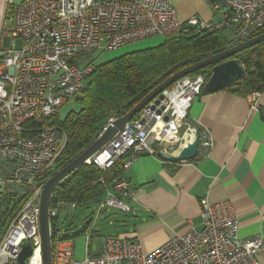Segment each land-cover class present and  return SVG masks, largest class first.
Listing matches in <instances>:
<instances>
[{
	"label": "built area",
	"instance_id": "1",
	"mask_svg": "<svg viewBox=\"0 0 264 264\" xmlns=\"http://www.w3.org/2000/svg\"><path fill=\"white\" fill-rule=\"evenodd\" d=\"M6 1L9 27L3 37L10 40L9 47L3 49L0 40V264H19L24 247L31 250L24 264H42L39 202L44 185L57 172L64 147V136L52 120L81 93L99 55L191 32L230 31V47L237 46L264 34V0H216L210 3L215 22L196 17L181 22L169 0ZM206 82L203 75H189L173 83L85 165L105 172L125 157L124 172L140 156L164 154L163 144L169 151L179 150L195 131L198 150L207 155L213 145L209 131L187 121ZM255 94L248 97L252 105ZM122 116L107 118L95 140ZM103 193L93 222L83 231L87 242L83 262L74 261L72 244L61 240L65 219L59 212L72 213L76 203L51 202L52 264H260L261 238L241 240L230 204L211 205L206 200L200 201L199 229L190 226L151 253H143L137 239L108 237L100 253L90 255L88 247L100 214L109 209L129 213L127 201L135 190L122 174Z\"/></svg>",
	"mask_w": 264,
	"mask_h": 264
},
{
	"label": "crops",
	"instance_id": "2",
	"mask_svg": "<svg viewBox=\"0 0 264 264\" xmlns=\"http://www.w3.org/2000/svg\"><path fill=\"white\" fill-rule=\"evenodd\" d=\"M21 1L9 0L11 4ZM6 2L0 0L1 41L9 27ZM169 2L181 22L190 17L217 21L208 0ZM157 43L139 42L124 47L121 52L149 48ZM248 97L237 96L229 90L215 93L203 90L193 101L187 121L197 123L200 130L209 131L213 145L207 155L198 150L194 160L177 164L163 161L157 155H144L123 172L135 194L127 201L131 208L127 214L131 219L128 223L123 222L126 230L118 237L137 239L141 251L151 253L175 235L185 233L190 226L200 228L201 200L211 205L228 202L238 218L240 239L261 238L262 249L257 259L264 264V92L253 95L254 105ZM176 151L177 148L170 151L168 148L164 153L172 155ZM103 199L104 193L90 207ZM113 211L116 210L109 209L104 213L111 216ZM70 214L64 210L59 212L65 221ZM64 228L61 237L78 235L68 233ZM86 228L87 225L83 229ZM94 233L88 247V253L93 256L100 253L105 239L93 247Z\"/></svg>",
	"mask_w": 264,
	"mask_h": 264
},
{
	"label": "trees",
	"instance_id": "3",
	"mask_svg": "<svg viewBox=\"0 0 264 264\" xmlns=\"http://www.w3.org/2000/svg\"><path fill=\"white\" fill-rule=\"evenodd\" d=\"M208 1L210 4L216 0ZM227 32L176 34L161 39L152 47L120 53L104 63H97L88 82L76 96L75 107L62 117L57 114L52 120L64 136L56 170L67 166L92 144L112 114L125 115L172 74L229 48L231 40L227 38ZM231 59L244 69L245 76L223 90L241 97L263 93L264 42ZM212 68L206 67L192 76L203 75L208 80ZM124 160L125 157L121 158L105 172L94 165H82L56 188L53 202L89 207L101 199L105 187L110 186L114 178L123 174ZM100 179L103 183L99 182ZM69 238L66 235L61 240Z\"/></svg>",
	"mask_w": 264,
	"mask_h": 264
},
{
	"label": "water",
	"instance_id": "4",
	"mask_svg": "<svg viewBox=\"0 0 264 264\" xmlns=\"http://www.w3.org/2000/svg\"><path fill=\"white\" fill-rule=\"evenodd\" d=\"M264 42V34L256 36L244 43L233 46L210 56L202 61L193 65L183 68L180 71L172 74L156 88H154L147 96H145L139 103H137L129 112L124 116L117 119L114 127L107 129L100 138L90 144L83 152H81L74 160L67 166L58 170L44 185L39 202V231L41 238V258L42 264H52V246L49 234V215L48 210L52 201V196L56 188L72 173H74L85 161L90 159L101 147H103L116 133L121 130L123 126L130 122L150 101L158 97L161 99V93L168 89L173 83L179 79L192 75L206 67L213 66L211 76L207 80L204 91L208 93H215L221 91L228 86L236 83L245 76L244 69L235 61L230 60L233 56L250 49L251 47ZM163 148L168 149L166 144L162 145ZM198 150V131H195L191 140L186 142L176 154L164 155L161 152L157 156L166 162L177 164L180 162H189L195 159ZM31 254L29 247H24L18 258L19 264H24Z\"/></svg>",
	"mask_w": 264,
	"mask_h": 264
},
{
	"label": "rangeland",
	"instance_id": "5",
	"mask_svg": "<svg viewBox=\"0 0 264 264\" xmlns=\"http://www.w3.org/2000/svg\"><path fill=\"white\" fill-rule=\"evenodd\" d=\"M6 26V24H5ZM228 38L232 39V33L230 31L227 32ZM149 41H156L159 42L161 39L159 38H152L149 40H144V42ZM10 40L8 38L2 39V47L3 49H7L9 47ZM129 47V46H127ZM126 48V47H125ZM124 49V48H122ZM118 50L116 52H108L99 55L98 59L96 60L97 63H104L107 60L116 57L119 55L121 50ZM89 80V79H88ZM86 81V83L88 82ZM85 83V85H86ZM75 99L76 97H73L69 99L59 110V115L62 117L66 115L67 112H69L71 109L75 107ZM96 206V205H95ZM95 206H79L75 211H73L69 218L66 219L64 224V230L68 233H76L78 235L71 237L70 240H68L73 247V260L76 262H83L86 258V236L84 233H80V231L86 226V223L91 221L93 222L95 213L94 208ZM107 213H104V211L100 214L99 220L94 224V235L92 237V242L94 244L93 247H97V244H99L100 240L106 237H118L117 235L122 233L124 230H126V227L124 226L123 222H129L131 219L130 214L122 213L119 211H113L111 216H107ZM91 226V224H90Z\"/></svg>",
	"mask_w": 264,
	"mask_h": 264
},
{
	"label": "bare ground",
	"instance_id": "6",
	"mask_svg": "<svg viewBox=\"0 0 264 264\" xmlns=\"http://www.w3.org/2000/svg\"><path fill=\"white\" fill-rule=\"evenodd\" d=\"M177 153V151L174 153V154H176ZM164 155H167L166 153H164ZM167 156H169V155H167Z\"/></svg>",
	"mask_w": 264,
	"mask_h": 264
}]
</instances>
